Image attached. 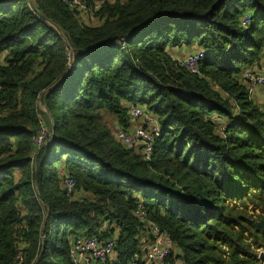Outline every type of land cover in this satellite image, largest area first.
Listing matches in <instances>:
<instances>
[{
  "label": "trees",
  "instance_id": "1",
  "mask_svg": "<svg viewBox=\"0 0 264 264\" xmlns=\"http://www.w3.org/2000/svg\"><path fill=\"white\" fill-rule=\"evenodd\" d=\"M83 1L0 0V264H71L92 237L142 264L140 202L179 264H264V106L243 77L264 65V0ZM130 104L159 120L150 161L105 120Z\"/></svg>",
  "mask_w": 264,
  "mask_h": 264
},
{
  "label": "built area",
  "instance_id": "2",
  "mask_svg": "<svg viewBox=\"0 0 264 264\" xmlns=\"http://www.w3.org/2000/svg\"><path fill=\"white\" fill-rule=\"evenodd\" d=\"M115 0H106L107 3H113ZM62 3L70 10L77 11L81 16L87 17L90 9L83 0H62ZM105 3L100 0L98 6ZM92 21V20H91ZM243 27L248 25V18L242 20ZM205 52L200 49H193L191 53L182 58H176L179 65L190 74L200 75L202 59ZM71 66L72 61L70 62ZM244 80L248 87L249 95L254 97V92L264 89V65L257 68H251L244 71ZM128 125L118 127L114 132L115 140L129 151H135L143 156L146 161H150L153 154V148L157 138L161 137V127L157 116L147 108L135 104L127 106ZM224 128L222 127L221 133ZM44 131V130H43ZM46 133L40 131L37 136L35 147L37 150L46 142ZM64 177L63 184L68 197L75 195V182L63 170L60 171ZM135 210L136 218L145 226V232L140 240L141 244V262L142 264H179L175 258V244L169 235L151 222L147 211L140 202ZM69 258L71 264H107L117 263L118 254L116 253V244L114 240L100 241L95 237L80 238L71 243ZM16 260L20 263L22 255L19 254ZM130 264H140L138 257H135Z\"/></svg>",
  "mask_w": 264,
  "mask_h": 264
},
{
  "label": "rangeland",
  "instance_id": "3",
  "mask_svg": "<svg viewBox=\"0 0 264 264\" xmlns=\"http://www.w3.org/2000/svg\"><path fill=\"white\" fill-rule=\"evenodd\" d=\"M200 47H198V49H199ZM201 50V49H200ZM185 54V53H184ZM185 55H180L179 54V56H178V58H182V57H184ZM173 58L174 59H176L174 56H173ZM243 75H244V73H243ZM254 94V97H253V99L255 100V102L257 103V104H260V105H263L264 104V89H259V90H257L256 92H254L253 93ZM39 109L43 112V111H46V106L43 104V101H40L39 102ZM104 117H105V120H106V122L108 123V126H110V127H112V131H113V134H114V132L115 131H117V129H118V125H117V122H116V119H115V117H111V116H107V115H104ZM114 123H115V126H114ZM113 127H114V130H113ZM42 132L44 133H46V136H50V138H51V136H52V134H50V133H47L46 131H45V129H44V131L42 130ZM49 141H50V139L46 142V143H49ZM251 207H252V205L250 206V208L249 209H251ZM257 214H259V212H257ZM263 255H264V252H263Z\"/></svg>",
  "mask_w": 264,
  "mask_h": 264
},
{
  "label": "crops",
  "instance_id": "4",
  "mask_svg": "<svg viewBox=\"0 0 264 264\" xmlns=\"http://www.w3.org/2000/svg\"><path fill=\"white\" fill-rule=\"evenodd\" d=\"M187 50H189V49L183 47V49L174 50V51L172 52V54H173V56H174L175 58H178L179 54H180V55H182V54L184 55V53H185ZM189 51H190V50H189ZM263 106H264V104H263Z\"/></svg>",
  "mask_w": 264,
  "mask_h": 264
},
{
  "label": "water",
  "instance_id": "5",
  "mask_svg": "<svg viewBox=\"0 0 264 264\" xmlns=\"http://www.w3.org/2000/svg\"><path fill=\"white\" fill-rule=\"evenodd\" d=\"M256 228L259 229V230L262 229V230L264 231V221L261 220V221H259L258 223H256ZM260 258H261V259H264V255L261 254V255H260Z\"/></svg>",
  "mask_w": 264,
  "mask_h": 264
}]
</instances>
